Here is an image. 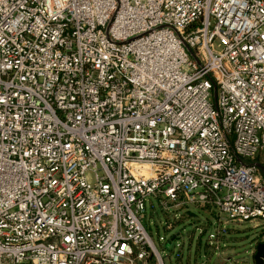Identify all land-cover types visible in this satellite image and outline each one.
Returning <instances> with one entry per match:
<instances>
[{"label":"built area","instance_id":"2783aa9c","mask_svg":"<svg viewBox=\"0 0 264 264\" xmlns=\"http://www.w3.org/2000/svg\"><path fill=\"white\" fill-rule=\"evenodd\" d=\"M262 155L264 0H0V264H164L152 198L264 226Z\"/></svg>","mask_w":264,"mask_h":264},{"label":"rangeland","instance_id":"374dc122","mask_svg":"<svg viewBox=\"0 0 264 264\" xmlns=\"http://www.w3.org/2000/svg\"><path fill=\"white\" fill-rule=\"evenodd\" d=\"M257 161L264 164V156ZM162 202L150 199L141 220L164 264H255L264 226L225 223L212 206L176 208L171 203L165 208ZM168 224L174 226L172 231L167 230Z\"/></svg>","mask_w":264,"mask_h":264},{"label":"water","instance_id":"95a60500","mask_svg":"<svg viewBox=\"0 0 264 264\" xmlns=\"http://www.w3.org/2000/svg\"><path fill=\"white\" fill-rule=\"evenodd\" d=\"M257 166L264 173V168L260 164H257ZM254 263L264 264V242L259 243L256 247L255 254H254Z\"/></svg>","mask_w":264,"mask_h":264}]
</instances>
